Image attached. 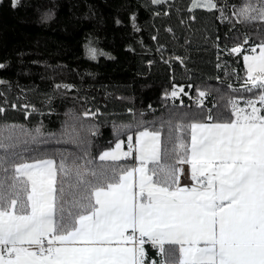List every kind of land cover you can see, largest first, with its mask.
I'll return each mask as SVG.
<instances>
[{
	"label": "trees",
	"instance_id": "16d2710c",
	"mask_svg": "<svg viewBox=\"0 0 264 264\" xmlns=\"http://www.w3.org/2000/svg\"><path fill=\"white\" fill-rule=\"evenodd\" d=\"M187 2L0 0V138L16 145L0 149L9 169L0 180L21 157L51 158L57 188L61 163L70 170L67 194L77 171L95 183L92 171L132 168L134 158L99 155L144 130L159 131L161 162L180 178L187 125L231 122L233 103L242 108L248 99L264 115L259 90L244 87V55L264 43V22L237 14L243 4L264 5L212 0L215 8L190 9ZM237 46L241 52H231ZM74 191L85 194L83 186Z\"/></svg>",
	"mask_w": 264,
	"mask_h": 264
},
{
	"label": "snow or ice",
	"instance_id": "6c2138e0",
	"mask_svg": "<svg viewBox=\"0 0 264 264\" xmlns=\"http://www.w3.org/2000/svg\"><path fill=\"white\" fill-rule=\"evenodd\" d=\"M237 14L241 22H264V6L243 4ZM244 61L245 90L258 89L264 107V43ZM247 104L250 112L233 103L231 122L186 126L190 143L181 140L178 148L197 181L191 188L179 187L175 167L161 162L159 131L137 133L138 167L92 171L95 183L77 171L67 194L63 163L57 188L54 161L19 158L0 180V264H145L146 243L157 249L158 264H264V115L256 101ZM5 139L11 137L0 138V149L16 147ZM128 141L127 152L118 142L100 161L130 156ZM3 165L0 158V171L8 173ZM81 186L85 194L77 197Z\"/></svg>",
	"mask_w": 264,
	"mask_h": 264
},
{
	"label": "crops",
	"instance_id": "0c3cea01",
	"mask_svg": "<svg viewBox=\"0 0 264 264\" xmlns=\"http://www.w3.org/2000/svg\"><path fill=\"white\" fill-rule=\"evenodd\" d=\"M259 46L260 45L255 46V47L252 48V49H256L255 52H253L252 49L249 52L251 54H258L259 53ZM244 56H246V54ZM248 100H252V99H248ZM248 100H246L244 106L241 109L245 110L246 108H248V109L251 110V108L247 104ZM255 106L257 108H259V105H257V103H256ZM203 123H205V122H203ZM216 123H228V122H216ZM136 135L137 134H135L133 139H132L133 144H134L132 148L136 147V137H135ZM124 145H125V147L123 149H129V146L126 145L125 141H124ZM106 150H108V149H106ZM124 158H126V157H124ZM138 166L139 165L135 162L133 168L138 167ZM135 175H138V174H134V176ZM178 186L182 187V188L183 187L191 188L193 186H197V181H194L191 178V166L189 164H187V163H182L180 165V178H179ZM144 247H145V253H146L145 264H151V262L153 260L157 261V264H158V262L161 259V257L158 255L157 249L153 248L150 244H145Z\"/></svg>",
	"mask_w": 264,
	"mask_h": 264
},
{
	"label": "rangeland",
	"instance_id": "374dc122",
	"mask_svg": "<svg viewBox=\"0 0 264 264\" xmlns=\"http://www.w3.org/2000/svg\"><path fill=\"white\" fill-rule=\"evenodd\" d=\"M180 1H185V0H180ZM211 2H212V0H211ZM196 4H199L200 6H195L194 5V2H193V0H188V2L186 3V5L188 6V8H190V9H192V8H195V7H199V8H205V9H210V7H209V5H208V0H196ZM259 54V53H258ZM258 54H251L250 52H247L246 53V55L247 56H252V55H258ZM246 64V63H245ZM132 137V139H133V135L131 136ZM136 137V136H135ZM118 142H122V151H124V152H127L129 149H123L124 147H125V145H124V140H118L116 143H118ZM116 143L112 146V147H110V148H107L108 150H103L101 153H100V155L103 153V152H105V151H111V150H113L114 148H115V145H116ZM160 144H161V141H160ZM99 155V156H100ZM128 157H131V158H134L135 159V162L139 165V160L136 158L137 157V152H136V147H134V148H132V154L130 155V156H128ZM124 157H122L121 159H123ZM45 159H50V160H52L53 161V159H51V158H45ZM42 160H44V159H42ZM33 162V161H32ZM29 163H31V162H29ZM150 163V162H149ZM149 163H148V165H149ZM182 164V163H181ZM148 165H147V167H148ZM134 167V166H133ZM132 167V168H133ZM31 250H35L34 248L33 249H31Z\"/></svg>",
	"mask_w": 264,
	"mask_h": 264
},
{
	"label": "built area",
	"instance_id": "2783aa9c",
	"mask_svg": "<svg viewBox=\"0 0 264 264\" xmlns=\"http://www.w3.org/2000/svg\"><path fill=\"white\" fill-rule=\"evenodd\" d=\"M131 143H132V146H133L134 145L133 141ZM126 145L129 146V141L128 140H126ZM146 244H148V243H146Z\"/></svg>",
	"mask_w": 264,
	"mask_h": 264
}]
</instances>
